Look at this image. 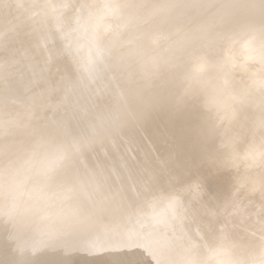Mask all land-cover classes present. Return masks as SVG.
Returning a JSON list of instances; mask_svg holds the SVG:
<instances>
[{
    "label": "bare ground",
    "instance_id": "bare-ground-1",
    "mask_svg": "<svg viewBox=\"0 0 264 264\" xmlns=\"http://www.w3.org/2000/svg\"><path fill=\"white\" fill-rule=\"evenodd\" d=\"M40 1L37 0L36 3ZM97 1L73 0V3H69L76 5V7L65 8L54 16L48 12V7L46 9L41 7V10H44L41 14L45 16L42 24L47 21L51 22L47 25V28L42 29V32L45 33L42 34L41 32L40 36L53 33V38L57 39L63 31L71 29L70 38L75 41L74 45L81 47L86 29V27H83L85 24L81 25V21L87 22L93 8L90 9L89 14L77 20L76 15L79 5L81 3L95 5L94 3ZM116 1L114 0V2ZM126 1L121 0L119 3H126L127 5L128 2ZM133 1V6L130 9L114 11L115 14L119 11L118 14L122 16L117 19L119 25H116V23L111 29V23L105 22L100 25V29L105 32L101 43L104 47H111L112 49L111 54L106 56L104 62H107L115 71L135 68L133 70L135 73L132 77H125L126 80L122 81V84L125 85L121 93L124 94L127 105L126 109L122 110L120 123L116 126L106 125L98 128L94 143L83 152L75 165L82 175H87L89 170L99 171L101 173L98 178L99 187H87L85 189L74 187L71 191H66L68 185L74 183L68 180L57 181L43 191H35V180L25 179L27 174L24 169L28 167L25 164V157L21 156L12 166H9L5 160H0V213L9 210L14 212L13 219L0 215V264H144L142 262L145 258L140 256L143 254V248L141 254V247L120 245L121 242H128L130 238L133 241H139L146 233L157 241L156 251L160 264H174V262L186 258L177 239L185 232L183 229L177 230L178 235L175 236V234V237L170 236V238L167 233L166 235L162 233L161 236V234H157L160 231L153 232L155 231L153 228L158 226L155 223L158 219L153 220L151 217L158 211L160 214V210L167 206L166 197L171 190V186L161 184L160 199L155 203H151L149 202L151 192L142 195L136 194V190L132 187L133 175L142 176L147 172H156L157 182L154 186L160 187L161 168L159 162L148 163L147 160L149 156L158 154L159 149L169 150V148H174V154L184 151L200 161L205 158L207 148L219 146L226 136H241L244 141L245 136L248 133L251 135L253 128L258 125L260 113L256 105L259 103V93L256 91L252 93L248 105L241 109L238 116H234L231 110L226 113L225 105L230 102L227 95H221L218 90L221 83L220 73L212 68L206 71L198 81L190 82L185 79L186 75L184 73L194 71V66L190 68L191 62L184 59L185 62L190 64L187 66L189 69L185 70L187 68L185 62L181 63V60L186 57L182 56L181 60H178L180 61L179 64L176 63L179 66H177L179 71L181 68L186 71L184 73L181 71L184 75L181 74L183 76L182 79L179 78L181 80L177 77L175 79L176 75L174 76L178 71L177 67L170 70L168 66L169 73L165 74L164 71V75H167L165 80L168 79L167 84L165 86L160 85V83H158V86L155 84V91H153V88H151L152 91L150 90L151 85L145 87L146 82L143 77L138 80L135 79V77L142 76L139 64L135 62L138 58L142 57L144 60L155 62L160 67L165 64L168 56L171 57L169 54H172V52H169L168 56L162 52L164 40L161 39L163 40L161 43L159 37L164 36L162 38L165 39V37L172 36L171 40L169 37V40H166L170 42L167 44L165 41V43L170 50L179 51V46L188 40L199 25L213 20L209 18L211 14H197L200 11L207 12L206 5L208 2L211 3L212 0H195L194 3L190 4L177 0L166 3L167 10L162 7H138L140 4L152 5L148 0ZM164 1L160 0V3L157 1L154 5L162 6ZM220 1H223L225 8L235 15L232 18L235 22L232 24H251L255 27L258 44V30L262 14H264V10L261 8V0ZM21 2L22 0H16L15 4L8 5L10 6L8 7L9 11L19 6ZM26 5L19 6V9L17 7L15 11L21 12ZM240 5L242 6L238 8ZM1 11L3 12V10ZM80 12L82 14V11ZM114 12L104 9V14L111 17H115ZM220 14L222 13L218 14V19L223 18L226 20L225 16ZM5 16L4 12L0 14L1 24H5L10 19ZM48 16H51L50 20L46 19ZM150 22L152 26L147 28L146 24ZM13 23L14 21L9 22L7 26L13 27L11 26ZM7 26L0 25V31ZM60 26L63 27V31H58ZM236 30L239 31V27ZM31 31L23 36H29ZM13 34L12 31L8 36L11 37ZM128 41H132V43L128 44ZM66 42H58V49L63 48ZM225 46L212 53L215 59H226L223 51ZM165 47L163 50L166 49ZM133 49L136 54L132 57L130 65L125 66L120 57L127 56L130 50ZM168 51L166 52L168 53ZM49 52L51 53V51H48L47 56L43 59H48ZM176 53L173 55L176 56L178 54ZM240 53H242L241 56L244 55L243 52ZM178 57L180 59L179 54ZM172 59L173 57L171 61ZM187 59H189L188 56ZM169 60L167 61L168 64ZM173 61L177 62V60ZM74 64L71 67H74ZM172 64L174 63L172 62ZM258 64L256 66L260 65ZM67 65H65V73L67 74L69 71L68 74L71 78L73 68L69 66L71 68L69 70ZM260 67H258V70ZM57 79L58 77L52 79L53 83L45 85L44 88L55 87ZM153 79L155 78L153 77ZM119 81L113 78L109 87H114ZM233 85L236 88L244 86L236 79H233ZM188 88H191L192 93L187 97L186 103L178 109L175 105V97ZM55 94L57 93L55 92ZM120 94L118 95V104ZM7 95L13 99L16 97L14 93L7 92ZM72 99L71 97L69 100L71 103L68 105H72ZM117 106L114 105L112 111ZM50 112L48 109H43L38 111L37 114L51 116ZM105 113L106 111L101 108V110L99 109L95 114H92V118L94 119L98 114L103 115ZM127 113H132L133 116L130 118ZM4 117L5 115L0 113V120ZM25 118L26 116L20 119ZM151 123L152 126H150ZM214 126L217 134L213 137L207 136V130ZM73 131L77 135H87L89 133L88 121L78 122L77 125L73 126ZM13 132L14 138L11 139L10 135ZM21 136L22 130L20 128L9 130L8 136L5 135L4 130L0 133V145L9 139H20ZM142 136L149 138V141L144 140ZM258 138L259 136H257ZM169 159L173 160L170 157ZM121 160H127L130 169H121L119 167ZM234 167L236 166L231 167V169ZM32 212L34 214H31ZM150 220H152V227L150 226L149 230H142L144 223L150 222ZM16 235H21L35 242L38 245L37 251L34 253L26 251L22 255L18 254L15 250L16 241L12 238ZM164 236L168 237L165 238ZM98 239L107 240L110 243L108 246L99 249L91 247L89 242ZM141 257L143 258L142 261ZM151 258L156 264V258L152 256ZM216 259H231V257L220 255Z\"/></svg>",
    "mask_w": 264,
    "mask_h": 264
},
{
    "label": "snow or ice",
    "instance_id": "snow-or-ice-1",
    "mask_svg": "<svg viewBox=\"0 0 264 264\" xmlns=\"http://www.w3.org/2000/svg\"><path fill=\"white\" fill-rule=\"evenodd\" d=\"M128 5L118 2H108L101 7L110 9L113 12ZM55 10L59 8H74L76 5L70 3H61L60 5H45ZM96 7V5L81 3L80 10L83 12L87 9ZM141 8H159L160 5L140 4ZM261 8L264 10V0H261ZM239 27V31L236 28ZM14 30L13 27H6L0 31V46L9 47L8 34ZM58 31H63L60 26ZM256 29L253 25H234L223 18L213 19L198 26L197 30L191 34L185 43L179 46V55H187L194 65V71L187 73L185 79L188 81H198L200 77L209 69L215 68L220 73L219 92L221 95L226 94L230 103L225 105V111L231 110L234 116H238L241 109L248 105V102L254 91L260 93L258 105L260 117L258 125L253 128L250 137L246 142L241 136L225 137L219 146H210L205 150V157L210 166L221 168L228 166H239L242 161H250L249 167H264V14H262L257 44ZM96 34L90 41L87 56L79 64L80 76L73 80L70 76L59 69L52 72L51 62L52 54L49 52L48 59L43 66L39 68L38 73L34 72V79L24 85L25 92H31L37 80L47 79L49 76L58 77L55 87L41 88L39 92H33L28 97V103L25 104V119L8 118L0 121V127L5 129V135L13 128H20L22 136L16 140H6L0 145V155L9 166L16 163L21 156L25 157L24 169L27 174L25 179L35 180V191H43L52 183L57 181L71 180L74 183L69 184L66 191H71L74 187L85 189L87 187L98 188L101 173L96 170H89L87 175H82L78 168L75 167L83 152L88 149L95 141L96 131L106 125L116 126L120 123L122 110L126 109L127 101L124 94H120L118 106L110 113L97 115L94 119L89 105L74 104L73 107L65 109L67 115L53 118L52 116H40L38 111L51 109L53 113L66 105L67 101L73 97L77 90L93 84L97 79L100 71V65L105 61L106 56L111 54V47H104L102 40L105 32L97 25ZM70 33H64V44L61 54L68 56H79L80 47L74 45L69 39ZM49 36L42 35L40 47L47 50ZM131 44L132 41H128ZM223 45H227L229 50L240 48L244 53L243 57L233 55L230 59H215L212 55L214 51L219 50ZM135 50H130L127 56H121L120 60L125 66H129ZM27 50L24 52L10 51L8 58L0 67L5 72V82L12 75L11 69L18 65L22 59L26 58ZM136 63L139 64V70L145 80V87L151 85L158 65L155 62L138 58ZM258 62L261 67L258 72H251L254 63ZM35 67V66H33ZM239 72L247 74L249 83L246 86L236 88L233 85V74ZM107 87V85L105 86ZM56 91L62 92L60 100L53 102V94ZM99 90L93 93L98 95ZM192 93L191 88L185 89L182 94L175 97V105L179 109L185 103L187 97ZM7 104L5 108L7 109ZM7 115V112L5 113ZM131 118L132 113H127ZM223 120V117L221 118ZM88 121L89 133L87 135L74 134L72 122ZM207 136L213 137L217 134L216 127L207 130ZM257 136L259 138L257 139ZM243 144V147L241 145ZM243 150V151H242ZM121 169H130L127 160L119 162ZM166 162H161L160 168L163 170ZM180 177H170L169 182L180 181ZM195 183L187 188H181L180 191H190L193 193V202L191 207H185L179 195L168 194L167 208L169 210L168 219H158L156 224H162L165 227H171L176 220L183 222L190 219L193 227L183 232L177 239L183 252L184 259L174 262V264H264V211L261 212L259 222L260 259L247 258L246 260L235 259H216L217 256H231L237 243L232 239L228 231L227 217L234 216L240 209L231 204V212L227 208L221 210L209 207L205 203H196L199 200L202 191V183L199 177H194ZM157 182L156 172H147L142 176L133 175L132 187L136 190L137 195H142L153 189ZM244 184H241L243 187ZM264 188V184H262ZM160 197H153L155 203ZM226 213V217H221ZM9 219L14 218V212L9 210L0 213ZM254 235V234H253ZM16 241V252L37 251L38 245L24 238L21 235L12 237ZM93 248H103L109 245L110 241L98 239L89 242ZM120 246H138L145 249L150 255L156 258V264H160L157 256V241L151 238L150 234H145L139 241H133L131 238L128 242H121ZM255 250L248 253L252 255ZM151 264V262H149Z\"/></svg>",
    "mask_w": 264,
    "mask_h": 264
},
{
    "label": "rangeland",
    "instance_id": "rangeland-1",
    "mask_svg": "<svg viewBox=\"0 0 264 264\" xmlns=\"http://www.w3.org/2000/svg\"><path fill=\"white\" fill-rule=\"evenodd\" d=\"M36 1L37 0H22L19 6H23L24 4H27V5L24 6L22 11L18 13L15 10L17 7L19 9V6H17L16 8L10 11L8 9V7H10L8 5L15 4L16 0H0V9L3 10L4 14L10 18L5 24L0 23V25L7 26L9 22L12 23L14 21V23L11 25L14 27V30H13L14 34L11 35V37H9V47L6 49L0 46V66L4 64L5 60L9 56L10 51L24 52L25 50H27L26 58L22 59L18 65H16L13 69L10 70L12 75L9 77V80L7 83L5 82V72L2 69V67H0V113L5 115V113L7 112V115H5V117L1 119L0 121L4 119H8V118L24 117L25 116V104L28 103V97L31 96L33 92H39L40 89L44 88L45 85H50V83H53L52 79H55L56 77L49 76V78H47L46 80L45 79L37 80L31 92H25L24 90V85L35 78L34 72L38 73L39 68L43 66L44 62L47 60L43 58L47 56L48 51H51V54L53 57L52 62H51V71L54 72L57 69H59L61 72L65 73L66 72L65 65L68 64L67 69L70 70L71 68H73L71 79L75 81L80 76V72L78 70L79 64L88 54L90 41L92 40L93 36L96 34L95 30L97 28V25L100 26L102 23L108 22V23H111V27H110L111 29L117 23V19H120L122 17L120 16L121 14H118L119 11L117 12V14H115L114 12L115 17L113 16L111 17V16H108L107 14H104V8L101 7V5L110 2V0H98L96 3H94L96 7H93L91 13H90L91 8L83 11L82 14L80 12L81 11L80 8H78V12L76 15L77 20H79L80 18H83V16H85L86 14L90 13V15L87 19V22L81 21V25L85 24L83 27H86V29H85V34H84L82 44L80 47L81 49L80 54L77 57L76 56L72 57L66 54H61L63 48L58 49L57 47L58 42L59 43L66 42V40L64 39V33H70V36H71V29L68 31H63V33L60 35L59 38L57 37V39L53 38V33L52 34L49 33L48 34L49 43H48L47 50L42 49L40 47V42L42 39V37L40 36V33L42 32V29L47 28V25L50 24L51 22V21H47L46 23L42 24L43 18L45 16L41 14V12L44 11V10H41V7H44L46 9L45 5H60L61 3H69V2L73 3V0H55V1L54 0H41L38 3H36ZM119 1L121 0H117L116 2L119 3ZM148 1L152 5H154V3L157 1L158 3H160V0H148ZM173 1H177V0H165L162 3L161 7L167 10L168 7L166 3L173 2ZM180 1H182V3H189V4L195 2V0H180ZM111 2H114V0H111ZM126 2H128L127 3L128 6L123 7L121 9H130V7L133 6L132 5L134 3L133 0H127ZM209 3L210 2H208L206 5L208 8V11L206 10L207 12L200 11V12H197V14L198 15L199 14H202V15L211 14V17L209 18L218 19V14L222 13L220 15H224L227 21H230V23L235 22L234 19H232L235 15H233L231 12L228 11V9L225 8V4L223 1L212 0V2L210 4ZM35 5H38V6H35ZM124 5H126V3ZM242 5H240L238 8H240ZM64 9L65 8L57 7L55 10H53L52 8L48 7V12L54 16V15L59 14ZM1 10H0V14L3 13ZM50 17L51 16H48V18L46 19L50 20ZM116 25H119V23H117ZM146 25H147V28L152 26L151 22ZM7 27H9V25ZM29 31H31L29 36H23L25 34H28ZM44 33L45 32H42V34ZM70 36H69V39H71ZM162 37L164 36L159 37L160 39L159 41H161L162 43V41L164 40L163 41L164 45L162 46L164 48L170 42V41L169 42L167 41L169 40V38L171 40L172 36L171 37L168 36L169 37V38L167 37L168 39L166 37L165 39ZM165 41L167 44L165 43ZM74 42L75 41H73V43ZM225 47H223V51H224L226 59H230L233 55L241 56L242 54L240 53L242 52V50H240L238 47L231 49V50H229L227 45ZM163 48H162V52L167 54L166 56H168L169 52H172V54H169L171 55V57L168 56L170 60L167 57V61L169 60L170 66L166 61L165 62V64L167 63L166 66L165 64H163V66L161 65L160 67L158 66L156 68L155 72L157 73H155L156 76L154 75L155 79H152L154 81L151 82L152 83L151 87H149L150 90L151 88H153V91H155L154 89L156 88V86L159 85L158 83H160V85L162 86H165V84H167L166 82H168L167 81L168 79L165 80L166 78L165 76L167 75H164V71H165V74H168L172 68L175 69L178 66L176 65V63L179 64L178 62L180 61L178 60H181L182 58V56L179 55L180 59H178L179 51L170 50L168 45L165 47L167 50L164 49L165 50L164 51ZM166 51H168V53ZM175 52L178 53V54L176 53L177 55L175 54L176 56L173 55ZM243 56L244 55H242L241 57ZM172 57L173 59L171 61ZM183 57H186V58H183V60H181V63H184L185 61L191 62V60H189L190 58L187 59V55H184ZM173 60H177V62ZM172 62L175 64V66H173L174 64L171 65ZM72 64H74L73 65L74 67H71ZM184 64L186 65L185 67L190 65L189 62H185ZM192 64L193 63L191 62V65ZM256 64H258V62L254 63L255 66ZM191 65H190V68L194 66V65L192 66ZM69 66L71 68H69ZM164 66L165 68L163 70ZM167 66L170 70L167 68ZM255 66L251 69V72H258V67L261 65L256 66V67ZM109 67L110 66L107 64V62H104L102 64V66L100 67V71L97 74L96 81L93 84L88 85L87 87L78 89L77 93L72 97L73 98L72 105H68L71 103L69 99L68 100L69 102L67 101L66 105H64L63 107H61L59 110L55 111L54 113L51 109H48L49 111H51L50 112L51 116L53 118H57L59 116L67 115V112L65 111V109L70 110L74 104L89 105L92 114H95L97 111H99V109L101 110V108L105 110L106 113L111 112L114 105L115 106L118 105L117 103L118 95L123 91L122 89L124 88L125 84H122L123 83L122 81L126 80L124 79L125 77H129V76L132 77V75L135 73L133 72L135 68H126L123 70L121 69L119 71H115L113 67H110V68ZM178 67H177L178 71L176 70L174 71H176L177 73L179 72V74L175 72L176 74H174V76L176 75L175 79L176 77L178 79L179 78L182 79V77L186 75L184 71L189 68L187 67L185 70L181 68L179 71ZM161 68L163 71L161 70ZM181 71H183L184 75ZM68 73L69 71L67 72V74ZM161 76H163L164 78ZM141 77L142 76H138V77H135V79L138 80ZM113 78L118 81L120 80V81L116 85H114V87L110 88L109 84L112 83ZM159 78H160V81H159ZM233 79L240 81L244 86H246L249 83L247 74L236 72L233 74ZM155 84L156 86H154ZM106 85L107 87H105ZM97 90H99L98 95L93 94L97 92ZM7 92L14 93L16 96L15 99L8 97ZM256 92L259 93L258 91ZM56 93L57 94L55 93L53 94V102L60 100L62 97L61 91H56ZM92 100L94 101L96 100L97 102H94ZM6 104L8 106L7 109L5 108ZM59 111H60V114H59ZM72 124L73 126H75L77 125V122L73 121ZM150 126H152V123L150 124ZM4 130H5L4 128L0 127V133L3 132ZM14 132L11 133L10 135L12 137L11 139L14 138L13 137ZM249 136H250V133H248L245 136L244 142L247 141ZM142 138L144 140L149 141V138L147 137L145 138V136H142ZM241 147H243V145ZM173 150L174 148H169V150L159 149L158 154L149 156L147 158L148 163H158L159 162V166L161 162H166V167L160 172V187L154 186L152 190L148 191V192H151L150 193L151 200H149V202L151 203L153 202L154 196L159 197V192L162 191L161 184H164L165 186L166 185L171 186V190L169 194L175 193L179 195L182 201V204L185 207H191L192 202H193V193L190 191H180V189L182 187L187 188L189 185L194 184L195 183L194 177H199L202 183V191L200 193L199 200L196 203L198 204L205 203L209 207L219 208V210H221L222 212L224 211L225 208H227L228 212H231L232 208L230 207V205L233 203H235V205L240 209V211L237 212L234 216L227 217L229 234L232 237V239L237 243V247L233 249V254L230 256L231 259L246 260L247 258L249 259L255 258L259 260L260 259V256H259V245H260L259 222L261 220L260 214L262 211H264V188H262V184H264V167H261L258 165L249 167V164L251 163L250 161H242L239 163L238 167L236 166L233 169H231V167L233 166L217 168V167L210 166L206 157L198 161V158H196L195 156H189L184 151L182 153L174 154ZM169 157L173 160H170ZM0 160L1 161L4 160L2 155L0 156ZM170 177H180L181 180L174 182V183H170L169 182ZM241 184H244V186L241 187ZM160 211H161L160 214L158 211V213L153 215L151 218L153 220L160 219V218L168 219L169 210L167 206H165V208L161 209ZM34 213L32 212L31 214H34ZM225 217H226V213L224 216L221 217V219L223 220ZM177 221H174L173 222L174 224L172 223L173 225L171 227H165L162 224H158V226H156L155 224L156 228H153L155 229V231L153 232L160 231L161 233L159 232L157 234H161V236L163 234L166 235L167 233V235L170 238V236L175 237L178 235L177 230L183 229L186 232L191 227H193L190 219H185L183 222H181L180 220H177ZM151 222L152 220H150V222L144 223V225L142 224L143 225V226L141 225L143 227V228L141 227L142 230H149L150 226L152 227ZM175 222L176 224H178V226H176ZM168 236L166 237L164 236V237L167 238ZM141 249L142 248H140V253L142 254L143 252V254L140 256L145 258L143 259L141 257V261L142 259L144 260V262L142 263L149 264V262H151V264L153 263L155 264L154 260L152 258L150 259L152 255H150L144 249H142L143 251L141 252ZM253 250H255L254 253L252 255H248V253ZM77 264H80V263H77Z\"/></svg>",
    "mask_w": 264,
    "mask_h": 264
}]
</instances>
